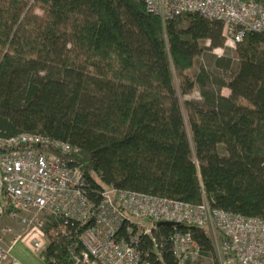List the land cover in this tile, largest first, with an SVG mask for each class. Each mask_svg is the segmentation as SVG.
I'll return each instance as SVG.
<instances>
[{
    "label": "trees",
    "instance_id": "16d2710c",
    "mask_svg": "<svg viewBox=\"0 0 264 264\" xmlns=\"http://www.w3.org/2000/svg\"><path fill=\"white\" fill-rule=\"evenodd\" d=\"M225 45L222 24L163 22L144 0H0V138L70 144L95 201L115 189L264 220V33L212 56ZM61 223L46 229V264H73L84 228L51 235ZM172 230L155 234L163 262L148 238L143 256L177 264Z\"/></svg>",
    "mask_w": 264,
    "mask_h": 264
},
{
    "label": "built area",
    "instance_id": "2783aa9c",
    "mask_svg": "<svg viewBox=\"0 0 264 264\" xmlns=\"http://www.w3.org/2000/svg\"><path fill=\"white\" fill-rule=\"evenodd\" d=\"M144 2L163 22L195 13L222 24L226 44L233 49L248 34L264 33V0ZM75 151L68 143L36 135L0 138V264H9L13 244L23 239L13 235L10 240L13 228L8 222L26 228L25 242L41 255L48 246L46 229L58 220L62 223L51 235L66 236L69 225L84 228L69 248L73 264H153L139 250L143 238L152 241L154 255L163 262L155 234L165 225L173 228L170 243L177 264L215 259L218 264H264L263 219L213 210L207 202L193 207L115 189L99 192L95 201L84 173L68 158ZM192 227L210 236L215 256L203 254Z\"/></svg>",
    "mask_w": 264,
    "mask_h": 264
},
{
    "label": "crops",
    "instance_id": "0c3cea01",
    "mask_svg": "<svg viewBox=\"0 0 264 264\" xmlns=\"http://www.w3.org/2000/svg\"><path fill=\"white\" fill-rule=\"evenodd\" d=\"M227 91V90H226ZM229 96V91L224 93ZM12 259L9 264H46L41 255L33 250L24 241H18L13 244L11 249Z\"/></svg>",
    "mask_w": 264,
    "mask_h": 264
},
{
    "label": "rangeland",
    "instance_id": "374dc122",
    "mask_svg": "<svg viewBox=\"0 0 264 264\" xmlns=\"http://www.w3.org/2000/svg\"><path fill=\"white\" fill-rule=\"evenodd\" d=\"M226 55H229L231 57H236L235 49H233L229 44H226L225 48L215 50L212 53V56L216 57V58L224 57ZM205 63H206V65H208V60L205 59ZM224 93H227V91H225ZM190 98L191 99H199L198 92H194L193 94H191ZM7 224L13 228V234H12V236H10V240H12L13 235L15 237L21 235L23 237V239H22L23 242L27 239V229L26 228H24L23 226H20L16 223H13V222H8ZM145 224H148V223H145ZM216 261L217 260L215 259V260H213V262H208V264H218V263H216Z\"/></svg>",
    "mask_w": 264,
    "mask_h": 264
},
{
    "label": "water",
    "instance_id": "95a60500",
    "mask_svg": "<svg viewBox=\"0 0 264 264\" xmlns=\"http://www.w3.org/2000/svg\"><path fill=\"white\" fill-rule=\"evenodd\" d=\"M162 224H163V223H161L160 226H161ZM169 225L173 226L174 224H169Z\"/></svg>",
    "mask_w": 264,
    "mask_h": 264
}]
</instances>
